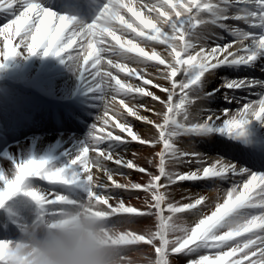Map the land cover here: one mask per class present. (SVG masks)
<instances>
[{
  "label": "snow or ice",
  "instance_id": "6c2138e0",
  "mask_svg": "<svg viewBox=\"0 0 264 264\" xmlns=\"http://www.w3.org/2000/svg\"><path fill=\"white\" fill-rule=\"evenodd\" d=\"M59 3L85 11L97 0ZM0 14V70L18 57L51 55L69 65L85 94L103 106L88 143L66 164L33 157L13 162L11 173L0 171V209L22 194L40 210L30 227L21 228L19 241L0 240V264H32L30 240L85 209L110 233L122 264H178L175 257L187 258L186 264H264V171L223 156L209 162L179 146L182 138L239 140L251 124L264 127V78L218 77L221 68L264 73V0H105L88 24L44 0H0ZM221 33L231 39L219 43ZM217 98L224 108L209 106ZM129 117L150 127L142 135ZM132 143L157 149L145 158L154 171L125 158L121 150ZM244 151L264 159V142ZM184 164L196 166L181 171ZM120 169L141 173V181ZM198 181L231 186L222 194L217 189L212 201L202 194L175 198L173 186ZM113 189L136 193L142 206ZM144 217L153 226L120 230ZM138 245L150 246L154 258L143 253L134 259L130 253Z\"/></svg>",
  "mask_w": 264,
  "mask_h": 264
},
{
  "label": "bare ground",
  "instance_id": "6f19581e",
  "mask_svg": "<svg viewBox=\"0 0 264 264\" xmlns=\"http://www.w3.org/2000/svg\"><path fill=\"white\" fill-rule=\"evenodd\" d=\"M104 2L105 0L101 3L100 9L103 7ZM44 3L45 6H47L45 1ZM96 13L90 14L92 20L95 18ZM3 22H5L4 14H0V24ZM82 23L88 24V21L86 20ZM229 23L239 24V26L245 27L243 24H240V22L230 21ZM221 35L224 36V39H231L228 35L223 33H221ZM224 42L225 40L219 41V43ZM0 47H2V42H0ZM73 47L75 48L76 46L74 45ZM162 48L163 46L157 45L158 50H162ZM120 75L123 78V74ZM237 75H253L257 78H264V75L259 70L255 72H238L233 68L218 69V77L223 76L227 79ZM180 78L181 77H177V79ZM133 82L139 83V81ZM155 82L166 83L159 80ZM219 83H221V81L217 78L215 84ZM211 86L214 85H210V87ZM146 87L161 98L166 96L165 93L159 92L158 89L152 88L150 85ZM144 99L146 103L154 105L157 109L160 108L158 102L151 101L150 98ZM60 100L61 103H58ZM86 106H88V108H86ZM209 106L214 109H222L225 107V101L217 98L212 100ZM102 112L103 106L101 105L99 107L97 102L85 94L84 90L80 87L77 75L69 65L61 63L60 59L54 58L51 55L43 57L41 53H38L35 56L18 57L8 61L7 67L0 70V171L11 173L14 167L13 162H19L33 157L37 159L49 158L53 161L54 165L59 161L66 164L70 157L74 156L83 145L88 143L92 125ZM79 115L82 117L81 121L85 128L80 133L78 132L79 129L77 128L78 125L75 119L76 117L79 118ZM153 119H155V117H153ZM129 120L134 125V129L142 135L150 127L131 117H129ZM59 121L60 126H58L59 131H57V123ZM257 142H264V127L253 123L247 128L246 136L243 139H234L230 141L226 137L215 136L208 141H191L187 138H182L179 142V146L190 151L199 152L198 146L200 145L201 148L205 143L208 145L209 151L224 154L231 159V155H234L233 158L237 160V162L241 161L247 166V164L250 163L248 159L245 161L243 158L244 156L242 157L241 155V157H238L237 151L235 153V151H228L225 149H229L236 143L235 148L244 151V149L252 147ZM156 150L157 149H151L143 145L132 143L127 146L126 152L123 150H121V152L125 158L135 159L141 166L154 171L145 158H151ZM242 150H240V152H242ZM134 152L138 154L136 157L132 156ZM205 156L209 162L213 160L210 155L205 154ZM251 164L254 166V169L264 171V159L257 158L254 162H251ZM195 166V164H184L181 166L180 170L189 171ZM108 167L112 169L117 168L116 165L111 163L108 164ZM120 171L124 172L126 177L133 181H141L142 179V174L133 170L120 169ZM116 179L120 180V177L117 176ZM241 179L242 177L233 178L235 182H239ZM43 186L45 188L49 187L47 185ZM230 186L231 182L213 185L210 181H198L182 182L173 187L175 189L174 195L177 200H180L183 195L202 194L208 196L209 200L212 201L216 198L217 189H219L222 194L223 191ZM112 192L114 195L122 197L133 206H142V201L135 198L137 195L136 193H129L117 189H113ZM139 195L141 197L143 196L142 193ZM18 196L23 195L20 194ZM28 201L30 202L31 200L28 199ZM114 202L115 201H113V203ZM32 204L39 209L34 202H32ZM3 209H5V207ZM14 209L15 208L12 206L6 207L8 211ZM20 210L22 211L23 209L20 208ZM13 214H9L7 218H13ZM15 216L17 221L24 222L25 225L27 224L29 227L34 223V218H29L23 212ZM119 220L120 218L118 217L114 218L113 223H119ZM189 222L191 223V217H189ZM151 226H153L152 218L144 217L137 218L136 222L133 224L123 225L120 230L130 228L133 231L140 232L145 230L146 227ZM9 237H12V232L9 234ZM133 247L136 251L130 253V255H132L134 259L138 258L143 253H147L152 258L155 256L154 250L150 251V246L148 245ZM173 259L177 261L178 264H186L187 261L185 257H175Z\"/></svg>",
  "mask_w": 264,
  "mask_h": 264
},
{
  "label": "clouds",
  "instance_id": "9594fccd",
  "mask_svg": "<svg viewBox=\"0 0 264 264\" xmlns=\"http://www.w3.org/2000/svg\"><path fill=\"white\" fill-rule=\"evenodd\" d=\"M32 264H122L110 233L85 209L30 240Z\"/></svg>",
  "mask_w": 264,
  "mask_h": 264
},
{
  "label": "rangeland",
  "instance_id": "374dc122",
  "mask_svg": "<svg viewBox=\"0 0 264 264\" xmlns=\"http://www.w3.org/2000/svg\"><path fill=\"white\" fill-rule=\"evenodd\" d=\"M64 163L62 162V161H59L57 164H56V166H62ZM67 194H75V190H68V193ZM14 199H16L15 201H14ZM10 204L11 205H13V206H15V207H22V208H25V210L27 211V213L28 214H30L31 212L33 213V214H35V209H33V210H31V208L29 207V205L28 204H26L22 199H21V197H15V198H13V199H11L10 200ZM192 219V218H191ZM4 230H8V229H6V228H4ZM2 231L3 230H0V235H3L2 234ZM3 237H1L0 238V240L2 239Z\"/></svg>",
  "mask_w": 264,
  "mask_h": 264
}]
</instances>
